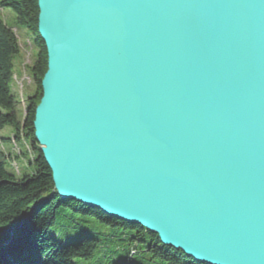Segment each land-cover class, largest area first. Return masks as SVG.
<instances>
[{
    "label": "water",
    "instance_id": "1",
    "mask_svg": "<svg viewBox=\"0 0 264 264\" xmlns=\"http://www.w3.org/2000/svg\"><path fill=\"white\" fill-rule=\"evenodd\" d=\"M35 139L63 199L205 264H264V0H38Z\"/></svg>",
    "mask_w": 264,
    "mask_h": 264
},
{
    "label": "trees",
    "instance_id": "2",
    "mask_svg": "<svg viewBox=\"0 0 264 264\" xmlns=\"http://www.w3.org/2000/svg\"><path fill=\"white\" fill-rule=\"evenodd\" d=\"M0 6L12 9L18 24L33 35L37 48V57L31 67L36 90L28 98L27 114L22 123L12 92L14 61L20 45L12 28L0 18V130L10 125L19 139L23 128L36 155L34 171L18 178L6 169L7 161L0 151V264H79L77 260L92 259L103 244L99 234L83 232L76 240L63 243L54 232L59 227L68 228L64 225L66 222L76 226L79 217L122 231L125 240L133 246L141 243L143 246L137 248V254L148 253L147 261L205 264L182 250L164 245L156 233L141 225L119 220L77 200L61 198L34 131L36 107L42 97L41 84L48 67L47 51L38 32V0H0ZM129 255L127 253L124 262L114 260L112 264H140L138 260L134 262L137 255L131 258Z\"/></svg>",
    "mask_w": 264,
    "mask_h": 264
},
{
    "label": "rangeland",
    "instance_id": "3",
    "mask_svg": "<svg viewBox=\"0 0 264 264\" xmlns=\"http://www.w3.org/2000/svg\"><path fill=\"white\" fill-rule=\"evenodd\" d=\"M0 18L12 28L20 45V52L14 61L12 92L18 102L19 119L24 123L27 114L28 98L36 90L31 67L37 57V48L33 35L26 27L18 24L16 15L12 9H3L0 6ZM32 145L23 128L20 131L19 139L15 134L14 128L10 125L0 130V151L7 161L6 169L14 173L18 178L34 171L33 163L36 155ZM75 223L76 226L69 225L66 222L64 225H67L68 228L59 227L54 230L63 243L76 240L83 232H95L99 234L103 242L92 259L77 260L79 264H112L114 260L124 262L127 253L130 254V258L137 255L134 262L138 260L140 264H156L155 262H157L147 261L148 253L137 254V248L140 249L143 245L137 243L135 245L137 247L133 246L134 244L125 240L126 236L123 232L118 231L114 227L103 225L92 219L84 221L82 217H79Z\"/></svg>",
    "mask_w": 264,
    "mask_h": 264
}]
</instances>
